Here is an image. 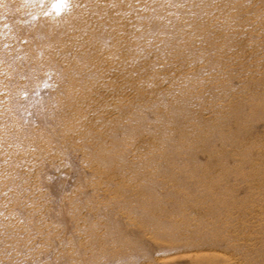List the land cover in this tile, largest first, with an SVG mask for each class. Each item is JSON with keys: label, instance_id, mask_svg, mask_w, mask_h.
<instances>
[{"label": "rangeland", "instance_id": "obj_1", "mask_svg": "<svg viewBox=\"0 0 264 264\" xmlns=\"http://www.w3.org/2000/svg\"><path fill=\"white\" fill-rule=\"evenodd\" d=\"M218 212L264 246V0H0V264H152Z\"/></svg>", "mask_w": 264, "mask_h": 264}, {"label": "bare ground", "instance_id": "obj_2", "mask_svg": "<svg viewBox=\"0 0 264 264\" xmlns=\"http://www.w3.org/2000/svg\"><path fill=\"white\" fill-rule=\"evenodd\" d=\"M101 39H105L107 34H101ZM53 65H58L54 57L55 51L50 53ZM40 140V139H39ZM247 218L244 215H236L231 217L224 213H214L213 220L204 224V229L201 231L187 232L184 236L183 233H170L165 240L166 243H159L155 248H144L141 258L152 260V264H169L164 260V256L169 253L181 252L182 257L176 262L171 264H250V259L257 252H264V246L261 248L245 247L239 249L236 254L225 258L218 252L224 246L235 248L239 242L249 235L248 231L243 228ZM238 224V227L234 226ZM194 236L200 238V244L197 248L186 249L189 238ZM186 245H183V244ZM184 247L182 250L181 247ZM240 248V247H239ZM237 250V248H235ZM204 251V256L202 253ZM144 262V261H143Z\"/></svg>", "mask_w": 264, "mask_h": 264}, {"label": "snow or ice", "instance_id": "obj_3", "mask_svg": "<svg viewBox=\"0 0 264 264\" xmlns=\"http://www.w3.org/2000/svg\"><path fill=\"white\" fill-rule=\"evenodd\" d=\"M60 3H63V0H59ZM59 6V5H58Z\"/></svg>", "mask_w": 264, "mask_h": 264}]
</instances>
